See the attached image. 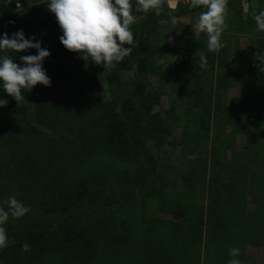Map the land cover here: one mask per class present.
Segmentation results:
<instances>
[{
  "label": "trees",
  "instance_id": "16d2710c",
  "mask_svg": "<svg viewBox=\"0 0 264 264\" xmlns=\"http://www.w3.org/2000/svg\"><path fill=\"white\" fill-rule=\"evenodd\" d=\"M7 1L0 0V29L13 8L27 4ZM245 1L243 16L242 0H228L225 46L217 52L208 51L204 35L186 41L184 49L169 51L159 43L157 25L169 21V12L178 19L206 9L188 3L172 11L165 2L161 15L143 13L132 26L137 46L131 56L111 71L102 67L109 101L95 64L86 67L61 44L55 15L40 28L32 27L33 19L36 39L50 52L43 67L51 86L36 85L19 105L0 89V99L8 101L0 107V207L7 210L4 202L15 196L31 209L4 225L9 241L0 264H227L233 247L243 264H255L244 248L264 247V72L256 59L264 55V32L253 19L264 0ZM229 20H239L236 33L249 38L248 50L238 42L231 46ZM7 54L22 64L20 56L37 53ZM161 55H167L163 64ZM234 58L248 63L247 90L227 102L236 83ZM124 70L133 71L126 87L119 78ZM150 75L169 83L152 90ZM161 89L168 96L173 89L180 93L179 104L184 94L191 96L190 108L183 109L193 128L182 152L197 159L183 173L180 191L177 178L164 175L157 182L160 176L151 172L154 167L162 175L168 167V155L155 160L153 153L175 146L170 136L179 119L158 116L152 133L140 118L142 107L158 103L152 95ZM169 103L182 106L170 97ZM238 134L246 137L243 151L234 147ZM208 143V152L199 149ZM199 189L206 193L201 205L194 201Z\"/></svg>",
  "mask_w": 264,
  "mask_h": 264
},
{
  "label": "clouds",
  "instance_id": "9594fccd",
  "mask_svg": "<svg viewBox=\"0 0 264 264\" xmlns=\"http://www.w3.org/2000/svg\"><path fill=\"white\" fill-rule=\"evenodd\" d=\"M166 0H42L48 10L56 17L62 31L61 44L69 51L78 53L85 61L100 65L104 71H111L118 64L130 57L137 46L134 40L132 26L136 23L134 12L161 15ZM180 0H167L168 9L174 11ZM191 8H204L194 25V30L206 33L207 49L217 52L224 48L222 34L226 31L228 0H189ZM257 31L264 32V10L253 15ZM169 21L175 25L177 17L169 12ZM136 35V34H135ZM42 41L36 37L25 36L23 29L11 34L0 35V89L16 102H26L24 93H30L36 85L51 86V79L43 67V61L50 56L49 50L43 48ZM127 45V47H126ZM35 49L37 54L20 56L22 64H17L8 51L21 53ZM165 56L161 55L159 63H165ZM261 63L260 71L264 72V55L256 57ZM200 67L207 66L205 56L200 57ZM8 101L0 99V107L6 106ZM4 203L7 210L0 207V250L8 246L9 237L4 225L9 217L22 218L30 212V208L15 196L9 197ZM227 264H243L239 259V248L229 249Z\"/></svg>",
  "mask_w": 264,
  "mask_h": 264
},
{
  "label": "rangeland",
  "instance_id": "374dc122",
  "mask_svg": "<svg viewBox=\"0 0 264 264\" xmlns=\"http://www.w3.org/2000/svg\"><path fill=\"white\" fill-rule=\"evenodd\" d=\"M27 4L24 6H19V8H13L12 9V13L9 14L6 18L5 21H3L2 23V27L0 29V31L4 30L5 33H8L9 37H11V34L23 29L26 38L30 37V36H35L36 37V33L33 30V28H35L36 26H38L39 28L41 26H45L46 25V21L47 18H49V16H52V13L48 10V8H44L36 10V5H43V3H38V4H34L32 2V0H24ZM10 0L7 1V3L5 4L6 6H9L10 4ZM132 3L134 5L135 0H132ZM189 3V0H180V2L177 4H184L187 5ZM235 3V1H234ZM166 5H167V0H166ZM242 8H243V16L245 15L246 11H247V3L245 0H242ZM235 7V6H234ZM233 7V8H234ZM135 17H136V21H139L143 15V12H135L134 13ZM200 13H193L192 15H185L182 16L180 18L177 19V23L175 25L171 24L170 21L166 22V23H162L157 25L158 27V32H159V43L160 45H162V48L166 49L167 48H171L172 45V41L175 42V40L178 39H182L184 34H192L195 36H197L196 39L201 38L203 35L204 37H207L206 33H202L199 31H196L192 28L193 25H195L198 17H199ZM34 19V25L32 26V22ZM232 19V17H231ZM230 19V20H231ZM30 20L29 21V27L24 23V21ZM230 33L232 36V41H231V46L232 45H236L235 42H238V47L240 50L246 51L249 49L250 47V42H249V38L246 36L241 35L240 33H236L237 30V25H239V20L238 21H230ZM244 20V19H243ZM184 21H186V23H184ZM186 24H188V28H186ZM32 26V27H30ZM190 30V31H189ZM1 33V32H0ZM144 33V32H143ZM229 33V34H230ZM173 39V40H172ZM178 43V42H177ZM179 45V44H178ZM183 45V42L182 44ZM169 51H171L172 49H167ZM146 54H143L141 57H144ZM235 60L232 59L230 65L233 64V66L235 65L234 69L236 72V83L235 86L233 88H230L227 91V95H226V100L227 102H230L233 99L236 98H240L247 90V74H248V63L246 61H235V63H233V61ZM96 66V71H98V78L100 81V87L102 90V95L105 101H109L111 99L110 96V91L107 87L106 84V73L103 71L102 66L100 65H95ZM120 81L123 84L124 87L129 86L131 84L132 78H133V71L132 70H124V72H120ZM148 81L151 84L152 90H155L156 87L161 86L162 83H165L166 85H168L169 82H167V78L166 77H161V76H157V75H150L147 77ZM122 84L120 85L122 87ZM170 87L166 86V90L168 92H170ZM165 90L161 89L158 90L157 94H153L152 97L153 99H159L158 103L155 104L153 107H142L140 110V118H142L143 122L145 123L146 127L149 129L150 132L153 131L154 128H156V122L155 119L158 116H164L170 120L173 119H179L178 125L175 127V129L172 131L171 136H170V141L175 143V146L172 149H168V147L166 145L164 146H160V148L156 151V153H153V157L156 160L157 158H161L164 157L166 155H168L169 157V161H168V167H165L162 169V175L160 174L161 171L158 172V170H155L154 167H152V175L153 177H156V174H158V176L156 178V181L158 182L160 178H162L164 175L166 177H170L171 180L174 179H178L179 180V184L177 186V190L180 191L183 189L184 185L182 182V176L183 173L185 172L186 169L190 168L193 164H196V156H190L189 154H183V149L187 148L189 144V141H187V138H190V131L193 128V125L191 123L188 124V126L186 125L187 122L184 120V109L183 108H190L189 106H191V96L188 94L187 96H185L184 94V99L182 104H179V100L182 97H179L180 93H177V91H173L170 93L171 96L166 95ZM122 94V93H119ZM121 96V99L123 100V96ZM169 97L172 98L174 101L178 102V105L181 107L178 108H174L171 107V104L169 103ZM134 118V117H133ZM132 118V122L135 123V125L140 122V121H136ZM137 120H139L137 118ZM243 124V123H242ZM140 125V123H139ZM186 125V126H185ZM47 132V131H46ZM155 132V131H154ZM152 132V133H154ZM226 132L227 134H231V128L227 127L226 128ZM48 134L50 133V131L47 132ZM138 140V139H137ZM235 149L237 151H243L245 149L246 146V137L243 134H238L235 137ZM184 142V143H183ZM183 143V144H182ZM199 149L200 150H204L206 152H208L210 150V143L208 144H200L199 145ZM145 148H147L146 146H144L142 149L145 151ZM156 171L158 173H156ZM206 193L203 189H199L197 191V193L195 194V198L194 201L196 204L201 205L204 204L206 202ZM187 199V198H186ZM250 210L253 209V206L250 205L249 206ZM160 217H163V215H161ZM164 218H170L169 216H165ZM244 252L245 255L250 257L255 264H264V247H253V246H245L244 248Z\"/></svg>",
  "mask_w": 264,
  "mask_h": 264
},
{
  "label": "crops",
  "instance_id": "0c3cea01",
  "mask_svg": "<svg viewBox=\"0 0 264 264\" xmlns=\"http://www.w3.org/2000/svg\"><path fill=\"white\" fill-rule=\"evenodd\" d=\"M184 23H186V21H184ZM188 24H186V28H188V26H187ZM193 27H194V25H193ZM197 38V36H195V34L194 35H190V34H184L183 35V37H182V39H178V40H175V42L174 41H172V45L173 46H171V49H184L185 48V42L186 41H189V40H191V39H196ZM173 40V39H172ZM178 42V43H177ZM182 42H183V45H181L182 44ZM179 44V45H178ZM170 48V47H169Z\"/></svg>",
  "mask_w": 264,
  "mask_h": 264
}]
</instances>
